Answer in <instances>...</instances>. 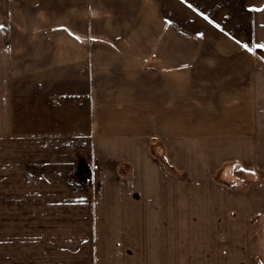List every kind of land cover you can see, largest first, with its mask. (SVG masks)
Wrapping results in <instances>:
<instances>
[{"label":"crops","instance_id":"1","mask_svg":"<svg viewBox=\"0 0 264 264\" xmlns=\"http://www.w3.org/2000/svg\"><path fill=\"white\" fill-rule=\"evenodd\" d=\"M0 25V178L93 186L3 215L94 218L0 264H264V0H0Z\"/></svg>","mask_w":264,"mask_h":264},{"label":"rangeland","instance_id":"2","mask_svg":"<svg viewBox=\"0 0 264 264\" xmlns=\"http://www.w3.org/2000/svg\"><path fill=\"white\" fill-rule=\"evenodd\" d=\"M41 170H38L33 179L20 177L14 179L13 184L3 183L4 179L0 178V241L8 239L10 232L15 241L24 243L31 240L35 235V241L38 236L46 237L50 240L57 241H77L81 239L89 240V232L77 229V226H90L94 218L80 216H4V210H26V209H43L55 208L63 209L65 202L58 200L46 199V195L57 194L59 192L87 191L89 192L93 186L74 187V186H57L53 184H43L40 176ZM178 177L182 174L176 173ZM29 183H27L28 181ZM2 181V182H1ZM102 187V186H101ZM99 188V187H98ZM104 189V188H103ZM70 208V207H69ZM100 220V219H99ZM12 221V223H11ZM10 224L15 226L12 230ZM31 225H33L31 227ZM48 227L51 232L41 233V227ZM36 230L39 233H35ZM70 230V231H69ZM76 230V232H75ZM8 236V238H6ZM22 246V245H21Z\"/></svg>","mask_w":264,"mask_h":264},{"label":"snow or ice","instance_id":"3","mask_svg":"<svg viewBox=\"0 0 264 264\" xmlns=\"http://www.w3.org/2000/svg\"><path fill=\"white\" fill-rule=\"evenodd\" d=\"M257 11L262 10V9H255ZM171 23V21H169ZM0 27H3V25H0ZM247 47V46H246ZM258 48H264V45H257ZM250 50V49H249Z\"/></svg>","mask_w":264,"mask_h":264}]
</instances>
